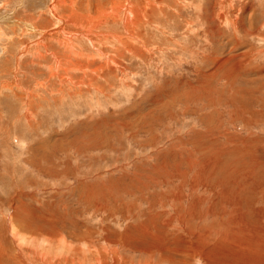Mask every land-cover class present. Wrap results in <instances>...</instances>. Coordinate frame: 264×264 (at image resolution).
Returning <instances> with one entry per match:
<instances>
[{
  "label": "rangeland",
  "instance_id": "obj_1",
  "mask_svg": "<svg viewBox=\"0 0 264 264\" xmlns=\"http://www.w3.org/2000/svg\"><path fill=\"white\" fill-rule=\"evenodd\" d=\"M82 1L75 3L80 11ZM162 1L170 8L137 28L130 56L115 57L114 78L113 65L72 36L105 67L96 72L98 85L76 96L77 78L87 72L63 69L76 79L64 85L46 66L66 54L49 34L41 38L55 23L50 0H0V226L13 201L25 205L18 217L36 236L56 232L74 248L87 240L100 246L102 227L122 234L154 215L157 228H148L156 238L185 237L176 221L183 213L200 218L192 227L235 225L232 245L256 237L252 223L264 226V0ZM93 9L83 13L94 17ZM100 32L107 36L96 44L103 54L125 38L118 27ZM33 97L26 113L24 101ZM145 238L122 251L126 264H160L152 237ZM178 243L167 245L174 261L184 259L174 251H187ZM217 260L240 261L227 254Z\"/></svg>",
  "mask_w": 264,
  "mask_h": 264
},
{
  "label": "bare ground",
  "instance_id": "obj_2",
  "mask_svg": "<svg viewBox=\"0 0 264 264\" xmlns=\"http://www.w3.org/2000/svg\"><path fill=\"white\" fill-rule=\"evenodd\" d=\"M76 2L77 0H50L48 7L49 10H47V12L55 23L53 25L52 31L51 29H48L46 31H41L40 34H44L41 38L45 37V34H49L51 41H53L57 47L62 48L63 51H66V54L63 53L64 55H60L57 53V58L54 57L56 59L54 60V64H50V67L46 64L47 69L49 71L52 69V66L54 67V71H50L51 77H56L59 81L63 82L64 85H66L67 83L72 84L76 80L73 78V76H68L66 74L67 70L71 74L72 72L73 74L75 72H87H85L86 74H81L80 77L77 78L78 92L75 95L79 96L83 94L84 91L80 89L81 87H91L92 84L98 85L97 81L99 77L96 76V72H98V70H101L102 72L105 67L104 65H94V62L87 58L88 55H85L84 50L80 52L78 50L80 48H77L76 45L73 43V40H71L72 36H76L77 34H79L81 38L87 40L90 45H92L91 48L94 52L97 53V57L99 60L105 58L106 63L112 64L113 69H108V71H110V75L112 76V78H114V76L116 75L114 70L118 69V66L114 63L117 62L115 57L127 58L125 57L126 53L130 56L132 49L131 41H134V39H136V36H134V34L135 31H137V28L139 27L140 30H144V25H146L147 23L151 24L153 22L154 16H156L157 18L159 14H163V8L169 6L163 5L162 2L164 1L162 0H83L80 3V6H83L81 7L82 9L80 11L77 8L78 3L75 5ZM90 7L94 8V17H91L90 15H85L83 13H90ZM149 16H151L152 18L148 21L147 18ZM49 23L51 25V22ZM113 27H118L119 29L121 28V31L125 38L124 40L118 39V48L115 50L114 53H111V55L110 53L103 54L101 53V51L99 52V50L96 48V44L98 39L106 38L107 36H104L100 31L105 30L106 28H108L109 31ZM52 32L62 33L63 38L56 40V37L52 36ZM113 39L117 40V38H112V40ZM137 52H139V49L135 48L134 54ZM108 54L110 55V58H108ZM21 56L22 52L20 50L13 57L17 60L20 59ZM40 57L44 59L43 56ZM71 58H74V61H72ZM82 58L85 59L79 60ZM58 69H61L62 72L63 69L66 70V73L63 72L64 76L60 77L62 73H58ZM101 87H99L98 90L104 91ZM68 97L71 98L75 96L68 95ZM36 99V97H33L31 101H24L25 104L23 109H25L26 113H29L31 110L34 109L33 103ZM88 201H90V199ZM13 203L14 209L9 215L5 217V225L0 226L2 228V242H0V264H126V261L122 260V251L124 249L131 248L130 243H142L143 241H145L144 239H146V236H150V238L152 237L151 244L154 247L155 252H157V254L158 252L160 253V256L158 257L160 264H190L189 261L185 260V258L188 256V258H192L193 260L198 257L200 262L198 264H202V261L205 264H219V260H217V257H224L226 254L230 258H233L232 261L234 262H237L238 259L240 260L238 263L235 264H264V226L259 227L255 223H252L250 226H248L252 227L255 230V238L246 237L247 240L241 242V244L232 245V241L234 239L232 235H238L237 232H233L230 230L234 228L235 225H225L222 230L215 231H213L214 229L211 230V226L209 228H198V226L192 227L190 221L192 219H200L195 213H183L180 214L177 218L171 217L170 219L164 220L163 222V228L167 231L168 229H170L169 227L172 226V223L176 218L178 226L180 225V227L183 228L182 231L184 232L183 235L185 237L178 236L175 238H171L168 236V234H165V236L167 235V237L162 236L156 238V236H153L151 234L148 228L149 226L157 228L156 225H158V223L154 220L158 217L154 215L148 216L145 221L143 220L141 223H139V225L133 227L132 231L127 228L122 234L118 233L117 231H112L109 228L108 230L105 228L103 229L102 227L100 231L104 233L105 238L101 240L100 246H88L87 244H91V241L88 242L87 240L78 243L80 248H74L72 246V243L67 242L66 239L62 238V236H59L56 232L49 231L43 234L39 233L40 235L36 236L33 232V229L28 228L30 226L29 222L27 223V220L23 221L20 219V217H18V215L20 214L18 212L20 211V209L24 210L25 205L20 202L15 204V202L13 201ZM198 203L200 202L198 201ZM189 204L192 203L190 202ZM213 204L215 206L216 200H214ZM173 212L175 213V211ZM207 212L208 214H212V209ZM115 214L113 215V213H111L110 211L109 215L107 216L114 217ZM208 214H205L206 217L208 216ZM29 218L31 219V215ZM240 219L243 221V218ZM19 222H21V224H19ZM146 222L151 223L147 225ZM243 225L244 223L242 224V226ZM89 232L90 235L95 233L94 231ZM168 241H172L174 242V244L176 242H179L180 244H182V248L183 246L186 248L187 251H183L181 248L177 251H174V253L177 252L178 255L183 254V260L181 259L180 261H174L171 258L173 257V255H168V253L170 254V248L168 249L167 245H173L172 242ZM3 242H5V244H3ZM162 244H164V246H162ZM199 246H202V251H199L200 249L196 250V247L200 248ZM88 253H91V255H88ZM81 254L85 256L83 257ZM163 254L166 255H164L163 257ZM152 258H154V255L152 256L150 254L147 259ZM81 260H83V262ZM142 264L151 263L144 262Z\"/></svg>",
  "mask_w": 264,
  "mask_h": 264
}]
</instances>
